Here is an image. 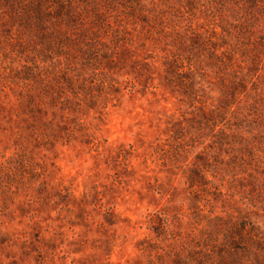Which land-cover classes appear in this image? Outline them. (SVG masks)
I'll use <instances>...</instances> for the list:
<instances>
[{
	"label": "rangeland",
	"instance_id": "1",
	"mask_svg": "<svg viewBox=\"0 0 264 264\" xmlns=\"http://www.w3.org/2000/svg\"><path fill=\"white\" fill-rule=\"evenodd\" d=\"M35 1L0 0V264H264V0Z\"/></svg>",
	"mask_w": 264,
	"mask_h": 264
},
{
	"label": "trees",
	"instance_id": "2",
	"mask_svg": "<svg viewBox=\"0 0 264 264\" xmlns=\"http://www.w3.org/2000/svg\"><path fill=\"white\" fill-rule=\"evenodd\" d=\"M47 1L50 2V0H37L35 1L31 6L34 8V11L37 13V15H47L50 16L52 14L51 12V7L47 6ZM112 0H86V6H89L91 8V10H93L94 14L96 17L98 18H104L105 21V25L109 26V23H107L108 18H110V16L108 15L107 9H106V4L107 2H111ZM128 2H130L129 0H125ZM143 0H135L132 2V4L130 6H128V9H131V11L134 14H137V16H140L141 18V22L145 25V27H153L152 26V22L150 21V19L153 21L154 18H150V16L148 15V11L145 6V4L142 3ZM55 3L57 4L55 6V11L56 13H59L58 15H51L54 18H56L59 21H65L67 19H76L79 16H81V12L78 10V4L76 0H56ZM43 6H45V8L43 9ZM57 7V8H56ZM165 31L164 34L167 35L170 33H175L178 37H180L178 35L177 32H175V30H167V28L169 27H164ZM196 37V36H195ZM180 41V40H178ZM205 41H201V43H204ZM183 59L180 58L179 53H177L176 51H172L171 52V56L170 58H166L164 59V63L166 66L168 67H174L175 69H177V71H179L180 69H182V62ZM188 70H190V68L188 67ZM191 72V70H190ZM176 74H179L176 73ZM229 242V243H228ZM260 241L259 237L255 234H251L249 233L246 229L245 226H242L240 229L236 230V234L234 236H232L228 241H226V245H230L232 244V254H229V261H231L230 263H232V260H234L236 258V254L235 253H240V254H245L247 252H251V246L254 244H258Z\"/></svg>",
	"mask_w": 264,
	"mask_h": 264
}]
</instances>
